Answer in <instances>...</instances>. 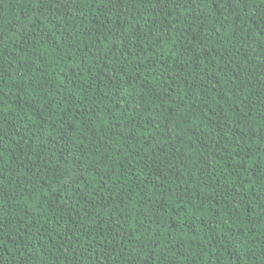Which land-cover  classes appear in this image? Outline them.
<instances>
[{
  "label": "trees",
  "instance_id": "1",
  "mask_svg": "<svg viewBox=\"0 0 264 264\" xmlns=\"http://www.w3.org/2000/svg\"><path fill=\"white\" fill-rule=\"evenodd\" d=\"M0 264H264V3L0 0Z\"/></svg>",
  "mask_w": 264,
  "mask_h": 264
},
{
  "label": "snow or ice",
  "instance_id": "2",
  "mask_svg": "<svg viewBox=\"0 0 264 264\" xmlns=\"http://www.w3.org/2000/svg\"><path fill=\"white\" fill-rule=\"evenodd\" d=\"M225 2H227V0H225ZM261 3H264V0H261Z\"/></svg>",
  "mask_w": 264,
  "mask_h": 264
}]
</instances>
